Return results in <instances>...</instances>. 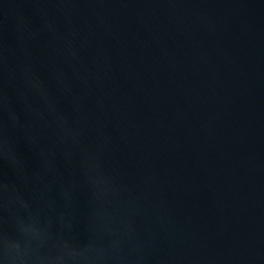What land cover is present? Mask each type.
Listing matches in <instances>:
<instances>
[{
	"label": "water",
	"instance_id": "obj_1",
	"mask_svg": "<svg viewBox=\"0 0 264 264\" xmlns=\"http://www.w3.org/2000/svg\"><path fill=\"white\" fill-rule=\"evenodd\" d=\"M0 264H264V0H0Z\"/></svg>",
	"mask_w": 264,
	"mask_h": 264
}]
</instances>
